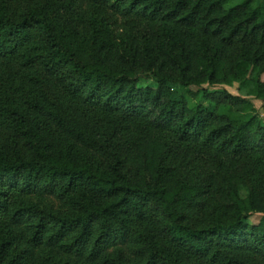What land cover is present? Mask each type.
I'll return each instance as SVG.
<instances>
[{
  "label": "trees",
  "instance_id": "obj_1",
  "mask_svg": "<svg viewBox=\"0 0 264 264\" xmlns=\"http://www.w3.org/2000/svg\"><path fill=\"white\" fill-rule=\"evenodd\" d=\"M234 82L264 110V0H0V264H264Z\"/></svg>",
  "mask_w": 264,
  "mask_h": 264
},
{
  "label": "rangeland",
  "instance_id": "obj_2",
  "mask_svg": "<svg viewBox=\"0 0 264 264\" xmlns=\"http://www.w3.org/2000/svg\"><path fill=\"white\" fill-rule=\"evenodd\" d=\"M221 87L227 88L230 92H232L234 94L249 96L248 95V89L247 88H240V84L238 82H234L231 85H222ZM249 97L253 100L257 109L259 110L260 113H262V116L264 117V110L262 108V101L260 99L253 97V96H249ZM259 218H260L259 214H254L253 216H251L249 222H251V223L258 222Z\"/></svg>",
  "mask_w": 264,
  "mask_h": 264
}]
</instances>
